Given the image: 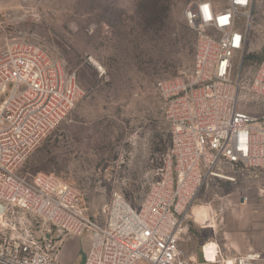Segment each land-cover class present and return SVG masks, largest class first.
I'll return each instance as SVG.
<instances>
[{
  "label": "built area",
  "instance_id": "built-area-1",
  "mask_svg": "<svg viewBox=\"0 0 264 264\" xmlns=\"http://www.w3.org/2000/svg\"><path fill=\"white\" fill-rule=\"evenodd\" d=\"M252 5L189 0L184 19L195 35L192 67L155 83L169 126L156 176L137 206L114 192L99 219L70 182L54 173L20 172L75 108L81 96L76 71L33 43L0 50V264H63L50 230H37L39 222L64 235L88 236L81 264H197L181 242L203 186L264 171V115L242 108L264 103V61L248 80L241 71ZM213 249L207 258L203 245V256L220 264ZM261 259L248 252L231 261Z\"/></svg>",
  "mask_w": 264,
  "mask_h": 264
},
{
  "label": "rangeland",
  "instance_id": "rangeland-1",
  "mask_svg": "<svg viewBox=\"0 0 264 264\" xmlns=\"http://www.w3.org/2000/svg\"><path fill=\"white\" fill-rule=\"evenodd\" d=\"M188 2L0 0V50L16 41L39 45L65 69L76 71L81 88L71 114L31 152L22 174L49 172L70 182L94 218L102 217V207L114 192L138 205L169 141L155 83L185 73L193 64L195 35L184 19ZM260 61L264 0H253L241 68L245 80ZM242 108L264 115V103L249 102ZM260 175L264 171L236 181L211 179L203 186L181 242L186 253L214 235L211 222L196 217L194 208L206 209L211 217L215 212L221 215L229 199L231 207H240L244 197L264 188ZM37 225V230H50L60 248L71 236L43 222ZM84 237L73 235L69 240L74 246L71 264L83 261Z\"/></svg>",
  "mask_w": 264,
  "mask_h": 264
},
{
  "label": "crops",
  "instance_id": "crops-1",
  "mask_svg": "<svg viewBox=\"0 0 264 264\" xmlns=\"http://www.w3.org/2000/svg\"><path fill=\"white\" fill-rule=\"evenodd\" d=\"M259 178L264 180V176L260 175ZM244 200L243 203H241V200L240 207H231V200L229 199L226 203L229 205L221 215H219L218 212L212 213V222L210 223V226L214 235H212L211 240L206 243L214 244V247H216V250L218 251L216 259L221 260L220 264L223 263V260H228L236 255L248 252L260 253L262 259L256 263L264 264V222L261 223V221L264 220H259L264 218V188L260 189L259 192L255 190ZM218 216H221V219L219 218L220 221L217 218ZM215 219L219 221L218 226L216 225ZM57 232L60 235H63V233L59 231ZM84 236L86 235H83V237ZM52 237L56 242L55 244L58 248V258L60 261L63 264H71L70 256L74 253V246L69 243V240L73 235L69 236V240L66 243H63L61 248L59 247L56 238L53 235ZM83 240L85 243H83L82 252L85 257V253L89 247V237L86 236ZM203 245L204 244L199 248L196 247L194 250H190L187 254L193 258L197 264H218L211 263L204 258L202 251ZM82 262L83 261L80 260L74 264H81Z\"/></svg>",
  "mask_w": 264,
  "mask_h": 264
},
{
  "label": "bare ground",
  "instance_id": "bare-ground-1",
  "mask_svg": "<svg viewBox=\"0 0 264 264\" xmlns=\"http://www.w3.org/2000/svg\"><path fill=\"white\" fill-rule=\"evenodd\" d=\"M98 66V65H97ZM101 69V66H99ZM195 211V215L196 217L200 218V219H207L210 222H212V218L207 214L206 209L198 207V208H194ZM214 244L212 243H205L204 244V251H205V256L207 258H211L214 252ZM227 264H232L231 259L227 260Z\"/></svg>",
  "mask_w": 264,
  "mask_h": 264
}]
</instances>
